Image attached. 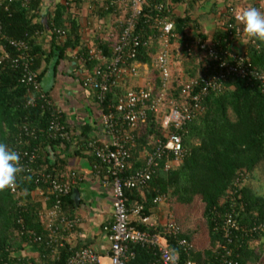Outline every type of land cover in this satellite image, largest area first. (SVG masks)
<instances>
[{"label": "built area", "instance_id": "built-area-1", "mask_svg": "<svg viewBox=\"0 0 264 264\" xmlns=\"http://www.w3.org/2000/svg\"><path fill=\"white\" fill-rule=\"evenodd\" d=\"M12 1L14 0H0V8L5 6V10H8L7 3ZM145 7L157 11L155 16L146 21L148 23L151 21L152 43L156 40L160 46L155 55L150 53L153 45L151 41L145 39L141 30L137 29ZM174 7L166 8L153 0H108L106 8L112 10L116 16L114 32L109 35L116 38L111 55L105 54L102 48L87 47L77 51L74 56L81 64L92 65L82 76L81 85L96 93L98 105L102 108L104 138L87 140L84 147L106 166L104 174L97 164L94 168L100 175L102 184L112 190L114 220L103 228L110 244L107 255L111 264H128L130 260L135 259L136 251L133 247L136 246L152 255L153 258L148 264H198L191 259L194 244L186 238L179 237L181 227L173 213L168 210L161 217L158 216L159 212L143 215L142 203L135 202L128 206L126 190L145 189L160 169L161 162H164L161 168L165 172L181 163L189 153L184 146L189 124L204 112L203 103L207 96L222 92L230 79L239 78L256 83L264 91V70L252 62L248 53V45L255 44L256 41L243 33V26L236 20V15L250 6L230 4L221 15L223 34L206 39L195 34L192 40L181 44L185 54L199 56L200 68L198 75L188 78L181 84L178 97L172 96L177 88L174 85L173 50L180 43L177 42L179 36L175 31L174 22L169 15L163 13L166 11L170 14ZM260 8L264 12V6L261 5ZM51 33L58 41H62L67 36L68 26L62 28L52 25ZM5 45H10L14 49V56L9 57ZM141 48L151 55V65L159 73V92L155 93L154 81L147 80L137 87L126 90L117 99L109 101L104 108L107 94L112 88L122 86L126 79L144 73L146 65L143 64L147 62L144 63L142 60L144 55L140 54ZM6 59H9L12 68L21 71L19 82L26 85L31 93L27 106L34 107L43 100L46 102L41 79L38 72L33 69L35 56L30 52L29 44L25 39L6 35L0 22V63ZM47 105L53 107L54 116L45 134L50 140L70 142L72 132L62 119L61 112L54 107L51 99L47 101ZM44 106L43 104L42 107ZM149 111L159 115L166 131L165 136L155 140L153 151L146 154L143 168L126 174L132 156L131 151L137 145L138 123L146 119ZM38 137L35 129L24 125L15 145L8 147L20 154L23 171L17 175L25 177L30 174L35 184L40 186L36 190L45 196L47 201L52 199V206L39 212L43 225L41 233L35 229H26L23 216L18 217L17 223L20 226L19 235L24 238L27 249H31L33 244H44L51 255L58 259L59 250L70 244L68 237L76 233L81 223L78 216H69L63 212L62 201L73 192L74 186L82 181L83 176L76 172L56 176L52 171L36 166L42 155V146L40 143L32 145V141H37ZM247 177L245 173L239 172L229 193H237V188L242 187ZM11 191L18 196L21 195L16 186L14 189L11 188ZM165 200L166 194L157 193L153 204L161 210L160 207L165 204ZM225 202L226 199H223L221 205ZM19 206H25L23 200L19 201ZM234 207L232 205L230 210L226 209L222 215L219 214L222 221L216 229L221 231L224 242L223 247L216 253V264H242L240 259L244 239H247L248 244L261 246L264 256V222L254 219L249 225H241ZM170 237L174 238L178 251L169 243ZM73 248L75 246L70 245L72 252L65 264H104L96 248L87 245L75 250ZM181 252L186 256L183 262L180 260ZM244 264H261V259L256 261L248 259Z\"/></svg>", "mask_w": 264, "mask_h": 264}, {"label": "trees", "instance_id": "trees-1", "mask_svg": "<svg viewBox=\"0 0 264 264\" xmlns=\"http://www.w3.org/2000/svg\"><path fill=\"white\" fill-rule=\"evenodd\" d=\"M210 0H153L157 4L164 6L183 5L185 11L183 15L172 11L168 14L174 22L175 31L178 34L177 42L184 44L192 40L196 35L203 39L207 37L198 31L199 22L194 18L193 11L197 5ZM218 1L225 3V8L230 5L247 6L245 0H214L213 11H216ZM8 4V10L5 6L0 8V22L2 23L4 33L17 39H25L30 47V52L35 56L33 69L38 72L45 56L41 30L49 29L52 31V25L57 27H66V21L63 19L66 8L57 6L54 15L49 18L48 25L44 26L35 21V15L39 9L40 0H14ZM261 2L254 4V7L262 10ZM151 7H145L143 16L138 21V30H141L142 36L152 43L151 21L149 18L157 14V11ZM111 23H114L116 16L112 10H109ZM107 14V13H106ZM70 19V28L68 27L67 36L62 41H58L52 35V51L49 52V58L56 59L62 56V52L67 49H74L77 44L81 45L80 26L78 21ZM223 34L218 30L214 36ZM44 38V36H42ZM154 40V39H153ZM116 42L115 37H110L106 43L97 41V48H102L104 53L111 55L112 47ZM154 40L150 48L151 55H155L160 46ZM5 50L9 57L14 56L15 51L10 45H5ZM145 49H140L143 61L151 63V55L145 53ZM186 53L185 51H183ZM248 53L252 62L261 70H264V43L256 41L255 44L248 45ZM8 57V58H9ZM9 59L0 63V143L7 146H14L16 138L20 134L22 127L28 126L35 129L39 135L37 141H32V145L59 143L60 140H50L45 134L50 120L54 116L53 107L47 105L50 97L45 92V100L39 101L36 106H27V100L31 93L26 85L19 82L21 71L12 68ZM50 60V61H51ZM56 63V62H55ZM92 67L91 64L88 68ZM155 83V93L159 92L160 77L156 69L153 70ZM188 73V74H187ZM184 75H175L174 85L177 87L173 92L174 97H178L181 84L188 78L194 77L195 68L187 71ZM122 86L112 88L104 102V108L111 100H115L119 95L125 93ZM45 105L42 107V105ZM205 110L189 124V132L184 137V146L189 153L168 172L161 168L164 162H161L160 169L154 175L151 182L145 189L126 190L128 206L138 202L144 205L143 215H153L158 206L153 204V199L157 193L166 194L165 204H169V211L173 213L176 222L181 227L180 238H186L194 244V251L191 253V259L198 264H216L215 256L219 249L223 247V237L220 230L216 228L221 224V217L226 209H231L234 205L237 211V219L241 225H249L252 220L257 219L264 222V197L256 195L249 189V182H244L238 192L230 194L229 190L233 187L235 178L239 172L254 175V172L264 162V91L258 84L249 83L243 79H230L224 90L220 93H211L204 101ZM165 129L162 126L159 115L154 112H148L146 119L138 123L136 129V147L131 151V159L126 174L132 173L145 166L146 154L153 151L154 142L157 138L165 136ZM43 154L38 160L36 166L41 167ZM102 173L106 171V166L97 160ZM51 162L47 159V162ZM54 165V166H53ZM52 167H47L56 176L63 173L57 169L59 161L53 162ZM63 176H66L63 174ZM40 186L36 185L34 178L29 174L27 176L17 175L16 188L21 192L17 195L6 188L0 191V264H65L67 258L71 255L70 245L59 250L58 259L51 255L48 247L44 244H33L30 248L35 250L37 257L30 254L23 255L28 251L25 246V240L19 235L20 226L17 223L18 217L23 216L26 229H35L38 232L43 231V225L39 216L38 201L33 198V192ZM234 198V200H232ZM196 199L201 201L203 206L201 215L192 216V210ZM226 202L221 205V201ZM24 202L25 206L20 207L19 201ZM63 212L66 215L73 216L75 201L73 192L63 198ZM243 205V207H242ZM52 206V199L48 203V208ZM163 214H159L161 217ZM198 221L203 224L194 225ZM135 224V223H133ZM146 229L143 226H139ZM261 235H259L260 237ZM205 243H201V239ZM169 243L175 251L174 238H168ZM81 246L73 248L74 250ZM136 251L135 259L128 264H148L152 260V255L139 246L133 247ZM30 251V249H29ZM261 246H254L247 243L244 239L241 250V262L244 264L248 259L259 260L264 264ZM45 255V256H43ZM20 256V257H19ZM20 259V261L18 260ZM186 259L184 253H180V260Z\"/></svg>", "mask_w": 264, "mask_h": 264}, {"label": "crops", "instance_id": "crops-1", "mask_svg": "<svg viewBox=\"0 0 264 264\" xmlns=\"http://www.w3.org/2000/svg\"><path fill=\"white\" fill-rule=\"evenodd\" d=\"M207 2L210 6L212 5V9L204 13L203 6ZM207 2L197 5L193 14L199 22L198 31L206 37H211L222 28L221 15L225 8L218 9L217 15L213 11L214 1ZM107 3L108 0H40L35 21L44 26L48 25L49 18L51 19L54 15L57 6L61 5L66 8L63 14L66 25L70 28L69 18L71 17V19L75 18L80 26L81 45L79 43L74 49L64 50L59 60L56 59L57 54L52 60L51 57L49 58V52L53 48V34L49 27L41 30L44 38L42 36L38 38L43 40V47L46 51L39 68V74H42L40 75L42 88L50 97L54 107L61 112L62 119L72 132L71 141L68 143L41 144L43 158L40 166L42 169H47V167H52L53 162L59 161L60 165H57V169L64 175L76 172L83 176L82 181L73 188L79 193V202L77 204L75 202L73 216H78L81 223L76 233L68 237V243L75 247L82 245L94 247L102 257L109 258L107 251L110 244L103 228L114 220L112 190L102 184L101 177L94 168L96 165L94 156L84 147L87 140L104 138L102 108L98 105L96 93L81 85L82 76L89 71L88 65L81 64L74 57L77 51L87 47H96L97 41L104 44L110 39L109 35L114 32L115 24L111 23L109 10L106 8ZM174 11L183 15L185 7L176 5ZM177 52L185 54L181 44L176 45L173 50V72H176L175 55ZM143 65H146L144 73L138 77L126 79L122 85L123 89L137 87L147 80L154 81V67L151 63ZM47 159L51 162H47ZM32 196L39 203V211L42 212L48 208L49 201L38 190H35ZM160 209L156 211L159 214H164L169 210L166 204H163ZM36 253L31 248L24 255L30 254V256L37 257Z\"/></svg>", "mask_w": 264, "mask_h": 264}, {"label": "clouds", "instance_id": "clouds-1", "mask_svg": "<svg viewBox=\"0 0 264 264\" xmlns=\"http://www.w3.org/2000/svg\"><path fill=\"white\" fill-rule=\"evenodd\" d=\"M236 20L243 26L242 31L249 39L264 43V12L256 7H249L239 12ZM22 171L20 154L0 143V191L14 189L17 174Z\"/></svg>", "mask_w": 264, "mask_h": 264}, {"label": "rangeland", "instance_id": "rangeland-1", "mask_svg": "<svg viewBox=\"0 0 264 264\" xmlns=\"http://www.w3.org/2000/svg\"><path fill=\"white\" fill-rule=\"evenodd\" d=\"M214 1V0H210ZM247 2V5L250 7H254L255 2L257 1L258 3L259 0H245ZM212 3V2H211ZM261 4L264 5V0H261ZM222 7L225 8V3L224 2H219L218 6L216 8L215 14L218 15V9H222ZM204 8V13H207V10L212 9V5L210 6L208 4V2L206 3L205 6H203ZM209 11V12H210ZM199 56L197 54H193L191 56L187 55V54H183L180 52H177L175 55V69L176 72H174V76L175 75H181L183 73H187V71L193 70L195 68V75H198L199 73ZM188 74V73H187ZM249 182V189L252 190L256 195L262 196L264 197V162L260 164V166H258V168L256 169V171L254 172V175H250L248 174L247 177V183ZM195 206L192 210V216L194 218V216L197 215H201V211H202V204L201 201L196 199V201L194 202ZM167 205V204H166ZM167 208H169V204L167 205ZM172 211V210H171ZM173 212V211H172ZM194 220L191 221V224H193ZM197 224H203V221H198V223H194V225L197 226ZM201 243L204 244L205 243V239H201ZM263 257V256H262ZM102 261L105 264H111L110 263V258H106V257H102Z\"/></svg>", "mask_w": 264, "mask_h": 264}, {"label": "water", "instance_id": "water-1", "mask_svg": "<svg viewBox=\"0 0 264 264\" xmlns=\"http://www.w3.org/2000/svg\"><path fill=\"white\" fill-rule=\"evenodd\" d=\"M73 195H74V201L76 202V204L79 202V193L77 189L73 190Z\"/></svg>", "mask_w": 264, "mask_h": 264}]
</instances>
